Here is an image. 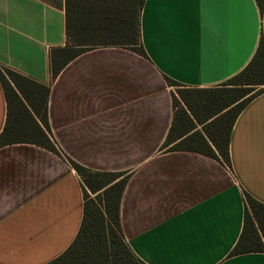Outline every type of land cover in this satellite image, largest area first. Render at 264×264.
<instances>
[{
  "label": "crops",
  "instance_id": "0c3cea01",
  "mask_svg": "<svg viewBox=\"0 0 264 264\" xmlns=\"http://www.w3.org/2000/svg\"><path fill=\"white\" fill-rule=\"evenodd\" d=\"M262 36L257 0H145V54L92 48L52 79L50 50L66 44L64 0H0V67L49 85V124L65 155L0 146V264L46 263L76 236L83 183L67 156L129 174L121 226L146 264H264V251L231 255L245 192L264 203V91L233 125L231 166L162 147L174 116L168 78L219 86L249 63ZM6 115L0 81V133Z\"/></svg>",
  "mask_w": 264,
  "mask_h": 264
},
{
  "label": "trees",
  "instance_id": "16d2710c",
  "mask_svg": "<svg viewBox=\"0 0 264 264\" xmlns=\"http://www.w3.org/2000/svg\"><path fill=\"white\" fill-rule=\"evenodd\" d=\"M144 3L64 0L66 44L50 50L52 79L67 63L92 48L117 46L145 54L141 39ZM257 3L263 11L264 0ZM0 81L7 102L0 146L26 142L64 155L49 124V85L1 67ZM168 81L180 88L178 94L173 92L174 116L162 147L201 152L231 166L233 125L247 103L264 91V36L249 63L219 86L189 87L172 78ZM67 159L83 183L82 221L70 245L43 264H146L126 241L121 226L120 202L129 174L94 170ZM251 251H264V203L245 192L243 228L231 255Z\"/></svg>",
  "mask_w": 264,
  "mask_h": 264
},
{
  "label": "rangeland",
  "instance_id": "374dc122",
  "mask_svg": "<svg viewBox=\"0 0 264 264\" xmlns=\"http://www.w3.org/2000/svg\"><path fill=\"white\" fill-rule=\"evenodd\" d=\"M171 85V84H170ZM263 87V85H261V86H257L256 88H254V91L253 92H255L256 90H258V89H260V88H262ZM179 88L180 87H178L177 85H172V90H173V92H175L176 94H178V90H179Z\"/></svg>",
  "mask_w": 264,
  "mask_h": 264
}]
</instances>
